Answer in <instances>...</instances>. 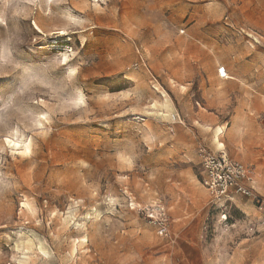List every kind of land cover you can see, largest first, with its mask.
<instances>
[{
	"label": "rangeland",
	"instance_id": "374dc122",
	"mask_svg": "<svg viewBox=\"0 0 264 264\" xmlns=\"http://www.w3.org/2000/svg\"><path fill=\"white\" fill-rule=\"evenodd\" d=\"M216 127L264 196V0H0V264H264V206L200 184Z\"/></svg>",
	"mask_w": 264,
	"mask_h": 264
},
{
	"label": "built area",
	"instance_id": "2783aa9c",
	"mask_svg": "<svg viewBox=\"0 0 264 264\" xmlns=\"http://www.w3.org/2000/svg\"><path fill=\"white\" fill-rule=\"evenodd\" d=\"M220 78H226L224 68L218 70ZM201 168L200 184L210 197L213 207L226 210L235 206L237 199L250 201L258 210L264 206V197L256 189L257 173L252 166L232 159L226 153L212 152L205 148L199 152ZM148 214L159 235H168L169 218L161 205L148 209ZM225 220V215L222 217Z\"/></svg>",
	"mask_w": 264,
	"mask_h": 264
},
{
	"label": "bare ground",
	"instance_id": "6f19581e",
	"mask_svg": "<svg viewBox=\"0 0 264 264\" xmlns=\"http://www.w3.org/2000/svg\"><path fill=\"white\" fill-rule=\"evenodd\" d=\"M35 27L39 30L40 33H42L41 29H39V26L34 23ZM55 36H59V35H55ZM64 36V35H62ZM66 60V59H65ZM183 88V87H182ZM81 100V98H80ZM152 108L155 110V109H159L160 106L159 105H153ZM151 114V113H150ZM153 114V113H152ZM157 115H160L161 117H166L167 115L163 114V113H159ZM223 134V128L221 127H216L213 131H212V136H211V141H212V144L215 146V149L218 150V151H222L224 152L223 150L225 149V146L220 142V137L221 135ZM18 141V140H17ZM13 142V141H10V140H7V143L9 145H12L14 147H18L17 150H19V153L18 154H21V155H27L29 154L30 152V142L31 141H28V142ZM24 206H26L28 208V205L25 204ZM72 217V213H68V216L66 218L63 219L62 221V224L63 226L65 227L68 223V220ZM80 241V246H84L85 243H86V239L82 237L81 240H78ZM21 243V247L25 248L26 250H32L33 248V243L31 241V239H27L25 240L24 242H20ZM19 247V245H17V248ZM38 251L44 255H47L48 252L45 250V248H43V246L39 243L38 245ZM27 258V257H26ZM25 258H22L20 261H19V264H23L25 262Z\"/></svg>",
	"mask_w": 264,
	"mask_h": 264
},
{
	"label": "crops",
	"instance_id": "0c3cea01",
	"mask_svg": "<svg viewBox=\"0 0 264 264\" xmlns=\"http://www.w3.org/2000/svg\"><path fill=\"white\" fill-rule=\"evenodd\" d=\"M263 196V195H262ZM264 197V196H263Z\"/></svg>",
	"mask_w": 264,
	"mask_h": 264
}]
</instances>
